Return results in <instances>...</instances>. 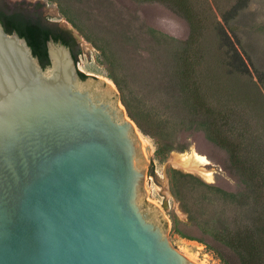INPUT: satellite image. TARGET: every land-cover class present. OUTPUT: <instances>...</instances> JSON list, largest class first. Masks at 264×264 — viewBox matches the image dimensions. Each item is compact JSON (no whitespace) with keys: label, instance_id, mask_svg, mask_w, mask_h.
<instances>
[{"label":"rangeland","instance_id":"1","mask_svg":"<svg viewBox=\"0 0 264 264\" xmlns=\"http://www.w3.org/2000/svg\"><path fill=\"white\" fill-rule=\"evenodd\" d=\"M187 1L192 29L150 0H0V8L75 32L80 70L112 81L121 108L149 141L145 196L168 222L170 242L199 264H226L199 239L220 221L251 224L253 202L242 207L239 195L248 184L230 170L233 159L253 174L264 205V0H248L229 22L224 15L236 0ZM221 27L247 73L229 68ZM202 108L212 117L206 125L212 123L230 149L201 128L196 111ZM193 151L208 159L211 180L170 162L174 153Z\"/></svg>","mask_w":264,"mask_h":264},{"label":"water","instance_id":"2","mask_svg":"<svg viewBox=\"0 0 264 264\" xmlns=\"http://www.w3.org/2000/svg\"><path fill=\"white\" fill-rule=\"evenodd\" d=\"M47 47L43 66L0 20V264H199L145 196L151 149L110 81Z\"/></svg>","mask_w":264,"mask_h":264},{"label":"trees","instance_id":"3","mask_svg":"<svg viewBox=\"0 0 264 264\" xmlns=\"http://www.w3.org/2000/svg\"><path fill=\"white\" fill-rule=\"evenodd\" d=\"M150 1L162 4L177 17L185 20L192 29L193 12L187 0ZM247 1L248 0H236L234 6L224 15L225 21L229 22L232 20L238 12L247 5ZM0 20L8 33L16 31L21 37L28 41L33 49L34 55L39 57L43 66L50 63L47 47V41L50 35H52L55 40H61L66 45L70 46L76 60L79 61L81 49L77 39L70 30L61 28L58 25L51 26L45 23L41 16L33 17L24 10L9 11L0 8ZM220 35L223 46L229 48V68L237 72L247 73L249 70L248 65L240 52L234 48L230 36L223 27L220 29ZM81 75L83 78L88 76L84 72H81ZM259 80L264 83V73H259ZM196 112L200 114L196 113L198 116L202 117V122L205 125H202L201 128L205 130L207 136L220 147L227 150L228 148L230 149V145L227 143L226 139L212 129V123H210V125L207 123L206 125L205 120L209 121V119H212L209 113L203 108ZM137 124L145 133L151 134V130L147 127L144 128L139 121H137ZM160 149L161 147H159V150ZM231 163L230 161V170H235V175L244 178L246 180L244 182L248 184L247 191L239 195V197L241 196L244 198L242 200L245 201L242 203V207L248 205L249 201L253 202V206L250 207V213L247 218L248 221L251 220V224H244V226H242V221H240L236 226H232L226 221H220L219 226L208 229L205 232L206 237H201L199 241L205 243L207 247L217 252L226 264H264V205H261L260 208L258 202V186L253 184L255 183L254 177L252 176L253 174H245L243 166H239L237 159H233L232 165Z\"/></svg>","mask_w":264,"mask_h":264},{"label":"bare ground","instance_id":"4","mask_svg":"<svg viewBox=\"0 0 264 264\" xmlns=\"http://www.w3.org/2000/svg\"><path fill=\"white\" fill-rule=\"evenodd\" d=\"M108 81H110L112 88H114L112 81L111 80ZM136 131L139 133V135L142 137V139L149 147L150 145L148 139L140 132V130L137 127H136ZM170 162L174 167L182 168L190 172H197L207 180H211L212 178L213 172L204 167L206 164H208V159L204 155L196 151L185 154L174 153L170 157Z\"/></svg>","mask_w":264,"mask_h":264},{"label":"flooded vegetation","instance_id":"5","mask_svg":"<svg viewBox=\"0 0 264 264\" xmlns=\"http://www.w3.org/2000/svg\"><path fill=\"white\" fill-rule=\"evenodd\" d=\"M47 24H49V25H51V26H55V25H52L51 23H47ZM72 50V49H71ZM73 52V51H72ZM74 54V53H73Z\"/></svg>","mask_w":264,"mask_h":264}]
</instances>
